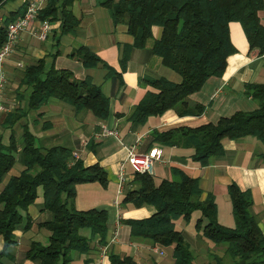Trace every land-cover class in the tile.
I'll return each mask as SVG.
<instances>
[{
  "label": "trees",
  "instance_id": "trees-1",
  "mask_svg": "<svg viewBox=\"0 0 264 264\" xmlns=\"http://www.w3.org/2000/svg\"><path fill=\"white\" fill-rule=\"evenodd\" d=\"M76 0H48L38 14L42 22H59V36H72L79 25L71 8ZM7 0H0L2 7ZM104 7L114 25L124 24L133 39V47L144 49L152 42L149 55L160 59L165 68L179 74V82L163 76L143 77L140 83L148 85L143 97L133 106L127 119L145 124L149 116H160L173 109L179 116L200 115L205 107L190 101V95L200 90L209 77L221 76L226 69V59L235 53L229 39V23H239L248 42V49L264 55V26L258 14L264 11V0H94ZM24 9L21 13L23 15ZM21 17V16H20ZM19 18V17H18ZM10 17L0 26V46L5 41V29ZM153 28H160L154 40ZM55 53L53 57H57ZM69 59L79 61L86 70L99 64L110 76H117L106 64L83 46L77 47ZM125 59L121 61L124 68ZM118 77V76H117ZM18 101L23 100L20 90H28L25 107H16L3 114L1 125L10 129L8 145L0 142V185L18 160L23 170L9 178L0 191V238L2 253L15 244V231L27 232L32 226L27 210L42 191L41 212L47 217L37 226L47 229V243L31 240L25 258L34 264H71L72 251L83 256L92 250L93 241L99 246L108 243L107 213L104 210H77L76 187L82 183L98 182L106 187V172L98 163L84 165L74 160L71 149L55 145L37 147L35 136L27 123L16 137L12 127L25 119L28 111H38L49 100L72 106L75 113L89 111L98 120L105 121L109 114V98L90 79L75 80L71 72L57 71L53 65L48 70L42 60L26 66L18 85ZM244 92L256 102L250 112L236 111L220 117L215 123L197 127H175L166 131H152L151 143L163 146H190L191 160L201 166L212 156L223 152V139L253 136L264 142V83H247ZM1 141V139H0ZM264 159V153L260 155ZM171 179L156 183L152 174L134 173L124 188L121 205L152 206L154 211L144 218H127L121 223L129 226L134 239L147 240L152 246H171L173 264H196L183 232L175 228V221H189L193 211L199 212L194 229L198 234L221 247V256L210 253L207 264H264V230L258 226L251 213V191H243L232 181L227 194L233 214V226L227 227L217 220L214 196L201 199L202 190L197 177L188 176L180 168H171ZM89 229V236L79 234ZM86 258L81 264H89ZM109 264H138L130 255L108 254Z\"/></svg>",
  "mask_w": 264,
  "mask_h": 264
},
{
  "label": "crops",
  "instance_id": "crops-1",
  "mask_svg": "<svg viewBox=\"0 0 264 264\" xmlns=\"http://www.w3.org/2000/svg\"><path fill=\"white\" fill-rule=\"evenodd\" d=\"M22 6V0H7L0 7V26L10 17H20ZM71 12L79 23L72 36L60 37L59 22H49L51 32L47 41L51 40L54 52L52 50L49 53L38 44L42 43L41 41L31 36L30 31L38 26V23H35L32 28L22 33L18 44L14 47V53L5 61L7 85L2 88L0 96V102L4 106V110H0V142L8 145L11 134V130L4 129L1 125L3 114L11 112L17 106L25 107L28 90H20L23 100L18 101L17 97V87L24 68L42 60L45 70L53 65L57 71L71 72L75 80L90 79L92 84L99 86L103 95L109 98V114L105 121L98 120L89 111L75 113L71 105L52 99L38 111H28L25 119L12 127L16 137L19 138L22 131L20 127L27 123V128L31 131L33 129L34 142H38L40 146L51 148L60 145L71 149V153L78 155L84 165L98 163L103 167L108 179L106 187H102L98 182L78 185L74 207L79 211L87 209L106 211L107 255L109 253L119 256L130 255L138 264H173L171 246H159L163 250V255L154 253L151 250L153 246L147 240L132 238L129 226L121 223L127 218L148 217L154 211L152 206L135 208L131 205H121L124 188L133 179L134 174L132 166L124 164V172L128 180L123 185L121 193L117 192L120 164L126 158L129 147H134L141 153L155 148L163 150V163H154L152 172L156 183L163 178L171 179L170 170L173 167L180 168L188 176L197 177L202 190L201 199H205L208 194L214 196L217 220L224 226L231 227L234 222L227 185L234 181L243 191L250 190L253 200L250 211L256 217L258 226L264 230V159L260 157L264 153V142L250 135L235 140L223 139V152L210 157L208 164L201 166L191 160L193 148L190 146H161L151 143L150 137L152 131L161 132L175 127H197L208 122L215 123L218 118L228 117L236 111L255 110L256 102L245 94L244 85L254 82L264 83V55L258 56L256 50L249 51L241 25L229 23V39L235 53L227 57L223 74L209 77L200 90L190 95L191 102L205 107L200 115L179 116L175 110L168 109L160 116H149L145 124H132L127 119L131 109L143 97L146 90L150 89L148 85L140 83V79L145 76H163L171 82H179V74L162 66L159 58L149 55L148 50L152 42L149 41L144 49L133 47V39L128 35L125 25H114L108 11L104 7L97 6L94 0H76ZM258 17L260 24L264 26V11L259 12ZM160 34V28H153L154 40ZM79 46L95 54L101 63L115 71L118 77L110 76L101 64L86 70L81 62L69 59L70 54ZM55 53L59 55L54 58ZM124 59V68H122L121 61ZM8 88H13L14 92L10 94ZM9 95L12 99H9ZM103 129L115 130L117 135L97 138L96 134H100ZM16 157L13 168L1 182L0 191L10 177L18 175L23 170L18 156ZM36 196L37 199L26 209L32 220L30 230L24 232L18 228L14 233L15 244L4 253L1 251L3 240L0 238V264H34L25 258L29 242L35 240L42 243L38 238H42L41 241L48 238L49 231L37 226L38 222H43L47 217V214L42 213L40 209L42 191L38 189ZM199 217V212L193 211L189 221L183 218L176 220L175 228L183 232L196 264H207L210 261V253L221 256V252L218 251L220 248L211 247L206 242L208 239L200 238L194 229L195 220ZM96 242L93 241L92 250L85 255L76 254L74 262L81 264L88 258L89 264H99L101 246ZM109 263L107 258V264Z\"/></svg>",
  "mask_w": 264,
  "mask_h": 264
},
{
  "label": "built area",
  "instance_id": "built-area-1",
  "mask_svg": "<svg viewBox=\"0 0 264 264\" xmlns=\"http://www.w3.org/2000/svg\"><path fill=\"white\" fill-rule=\"evenodd\" d=\"M48 0H22L23 2V15L12 20L8 23L5 29V41L2 46H0V96L7 83V76L5 71V61L14 53L16 45L18 44L19 38L23 32L29 30L30 28L38 23V26L30 31L31 36L42 43L46 42L51 32V26L49 22H42L38 20V14L47 5ZM0 110H4L2 102H0ZM107 135H117L115 130L103 129L100 134H96V137H106ZM127 155L122 164H120V169L118 172V191L121 193L123 185L127 182L128 178L125 176L124 164L132 166L134 173H146L152 174L154 163H163L162 154L163 150L160 148H155L152 151L141 153L138 152L134 147H129L127 149ZM73 159L78 160V155L73 153ZM107 246V245H106ZM107 247L101 246V252L99 256V264H107L108 255L106 254ZM152 252L159 255H163V250L159 246H153L151 248Z\"/></svg>",
  "mask_w": 264,
  "mask_h": 264
},
{
  "label": "rangeland",
  "instance_id": "rangeland-1",
  "mask_svg": "<svg viewBox=\"0 0 264 264\" xmlns=\"http://www.w3.org/2000/svg\"><path fill=\"white\" fill-rule=\"evenodd\" d=\"M36 43H38V42H36ZM38 44H41L42 46H43V48L44 49H46L49 53L52 51V52H54V48H53V46L51 45V40L49 39L48 41H46L45 43H38ZM6 85H7V83H6ZM9 89V93L11 94L12 92H14L13 91V88H8ZM13 96V95H12ZM9 97V99L11 98V96L9 95L8 96ZM12 99V98H11ZM69 106V105H68ZM32 129V128H31ZM8 130H10V129H8ZM15 131V130H14ZM32 131H33V129H32ZM35 145L37 146V147H40V145L38 144V142H36L35 143ZM39 191H41V189L39 188ZM120 202H121V200H120ZM44 231V230H43ZM89 233V229H87V228H84V229H82V230H80V232H79V234L80 235H82V236H85V235H89L88 234ZM188 234V233H187ZM200 236V235H199ZM198 236V237H199ZM195 237V236H194ZM200 238H201V236H200ZM42 240V238L40 239V238H38V241H40V242H42L43 244H46V242H47V238L46 239H44L43 241H41ZM202 240H205V239H202ZM207 243H209L210 245H211V247H213L214 249H218V248H220V249H218V251L219 252H221V250H222V248L221 247H225L226 245L225 244H220L219 246L218 245H215L213 242H209L208 240L206 241ZM41 243V244H42ZM104 247H106V246H104ZM193 250H194V248H193ZM195 251V250H194ZM193 251V252H194ZM76 254H77V252H75V251H72L71 252V255L74 257L73 259L75 260V256H76ZM106 254H107V249H106ZM78 255V254H77ZM74 260H72V263L71 264H77V262H74Z\"/></svg>",
  "mask_w": 264,
  "mask_h": 264
}]
</instances>
